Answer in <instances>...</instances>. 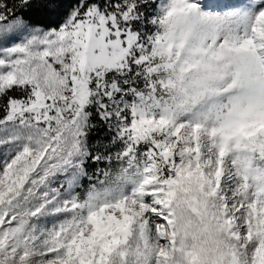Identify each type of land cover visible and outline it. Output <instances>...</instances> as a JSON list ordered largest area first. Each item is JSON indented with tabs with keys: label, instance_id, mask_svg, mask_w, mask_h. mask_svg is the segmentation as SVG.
<instances>
[{
	"label": "snow or ice",
	"instance_id": "1",
	"mask_svg": "<svg viewBox=\"0 0 264 264\" xmlns=\"http://www.w3.org/2000/svg\"><path fill=\"white\" fill-rule=\"evenodd\" d=\"M0 264H264V0H0Z\"/></svg>",
	"mask_w": 264,
	"mask_h": 264
}]
</instances>
